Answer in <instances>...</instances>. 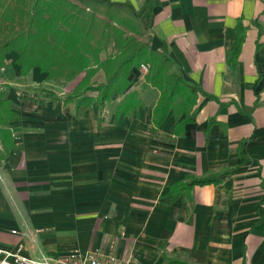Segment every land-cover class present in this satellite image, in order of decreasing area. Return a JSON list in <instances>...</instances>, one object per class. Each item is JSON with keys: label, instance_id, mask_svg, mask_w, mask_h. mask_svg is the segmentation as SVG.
<instances>
[{"label": "crops", "instance_id": "1", "mask_svg": "<svg viewBox=\"0 0 264 264\" xmlns=\"http://www.w3.org/2000/svg\"><path fill=\"white\" fill-rule=\"evenodd\" d=\"M150 5L151 47L200 88L194 119L170 109L157 124L161 92L142 67L101 109L97 91L89 105L67 99L84 73L67 82L39 67L22 75L9 53L0 91L16 117L0 122L1 249L51 264L76 251L119 264H264V0ZM224 171L219 183L173 191Z\"/></svg>", "mask_w": 264, "mask_h": 264}, {"label": "trees", "instance_id": "2", "mask_svg": "<svg viewBox=\"0 0 264 264\" xmlns=\"http://www.w3.org/2000/svg\"><path fill=\"white\" fill-rule=\"evenodd\" d=\"M146 13L149 19L144 27ZM153 24L150 0L140 8L130 0H0V70L8 65L7 55L14 51L22 75L39 67L46 78L67 82L84 73L67 99L89 105L94 98L88 93L97 91L95 99L103 109L113 92H122L130 85L131 70L144 64L146 79L161 92L154 107L155 122L159 124L170 109L185 111L188 120H193L190 113L200 88L174 70L175 63L165 51L151 47ZM243 40V29L238 25L232 64L237 62ZM101 73L103 80L96 79ZM135 96L129 95L127 100ZM126 104L118 107V114L126 111ZM15 117L11 101L0 91V122ZM228 173L191 177L174 185L173 191L219 183Z\"/></svg>", "mask_w": 264, "mask_h": 264}, {"label": "built area", "instance_id": "3", "mask_svg": "<svg viewBox=\"0 0 264 264\" xmlns=\"http://www.w3.org/2000/svg\"><path fill=\"white\" fill-rule=\"evenodd\" d=\"M142 69L147 70V66L142 64ZM0 171V179H1ZM22 247L17 252H7L0 248V264H51V260L43 256L40 260L31 259L21 254ZM59 261L63 264H119L116 256L104 255L99 251H87L83 256L79 251L62 256Z\"/></svg>", "mask_w": 264, "mask_h": 264}]
</instances>
